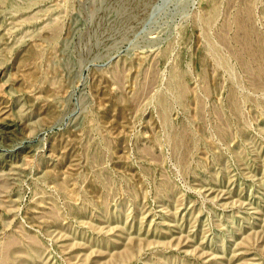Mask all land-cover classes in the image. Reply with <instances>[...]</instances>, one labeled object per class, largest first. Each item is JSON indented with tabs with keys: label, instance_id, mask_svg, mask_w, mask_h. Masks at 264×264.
<instances>
[{
	"label": "rangeland",
	"instance_id": "374dc122",
	"mask_svg": "<svg viewBox=\"0 0 264 264\" xmlns=\"http://www.w3.org/2000/svg\"><path fill=\"white\" fill-rule=\"evenodd\" d=\"M263 69L264 0H0V264H264Z\"/></svg>",
	"mask_w": 264,
	"mask_h": 264
},
{
	"label": "bare ground",
	"instance_id": "6f19581e",
	"mask_svg": "<svg viewBox=\"0 0 264 264\" xmlns=\"http://www.w3.org/2000/svg\"><path fill=\"white\" fill-rule=\"evenodd\" d=\"M213 47V46H212ZM216 47V46H215ZM215 47H213V48H211V49H214ZM217 48V47H216ZM216 52H218V50L216 51ZM217 54V53H216ZM219 56V55H218ZM221 59V58H220ZM222 61H220V63H221ZM260 63V62H259ZM226 64H229V63H226ZM242 64V63H241ZM260 66H261V64H260ZM262 68V67H261ZM264 70V69H263ZM262 70V71H263ZM7 122V121H6ZM7 124V123H6ZM2 179V178H1ZM3 180V179H2ZM4 185H5V181H3V182H0V193H1V189L4 187ZM3 190V189H2ZM5 192V191H4ZM2 194V193H1ZM2 196V195H1Z\"/></svg>",
	"mask_w": 264,
	"mask_h": 264
}]
</instances>
